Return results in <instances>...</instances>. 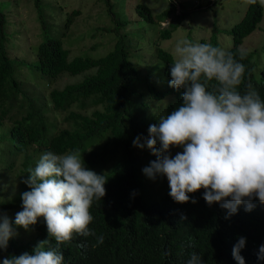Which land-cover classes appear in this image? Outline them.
Here are the masks:
<instances>
[{
  "label": "trees",
  "instance_id": "obj_1",
  "mask_svg": "<svg viewBox=\"0 0 264 264\" xmlns=\"http://www.w3.org/2000/svg\"><path fill=\"white\" fill-rule=\"evenodd\" d=\"M35 4L43 27L42 38L46 26L42 13L44 6L42 0H35ZM9 6L0 3V128L7 122L14 127L9 133L0 135V141L7 143L9 154L22 159L24 177L14 199L0 202V209L22 211L21 196L30 191L23 181L44 152L64 154L78 149L85 166L90 169L103 168L108 160H120L105 175L108 179L106 195L101 201L94 200L90 208L93 221L89 228L95 236L74 234L71 241L59 246L52 241L51 247L62 253L64 264H187L192 253L200 255L203 264H237L232 251L240 238L245 239L240 251L245 264H264V259H258L261 255L259 249L264 246V204L258 199L251 201L255 205L251 212H246L241 205L235 215L225 219L227 211L218 203L209 206L203 199V189L189 194L188 203L178 204L169 195L166 177H160L163 182L159 183L158 192L154 187L144 185L149 178L139 168V161L143 159L146 167L149 158L155 160L156 157L146 148L134 147L133 140L137 136L148 137L149 125L157 123L163 116L159 113L163 106L166 107V116L177 108L178 103L179 106L183 103V89L169 87L172 54L158 47L156 61L159 59L160 62L154 65L150 59V66L144 67L145 64L130 59L131 54L136 56L140 51V39L132 33H125L120 38L116 35L104 54L100 52V45H95L78 55L75 52L71 57L74 44L70 42L75 39L69 29L81 14V10H73L65 22L66 32L58 36L45 32L44 40L35 50L37 62L28 65L10 54V40L15 36L8 31L12 22L9 21ZM136 10L140 20L152 25L172 19L176 12L172 4L157 17L145 5H138ZM263 16L260 0H251L244 16L231 30L233 44L226 52L239 60L237 50L258 29ZM171 22L169 28L159 31L154 44L172 38L179 23ZM118 26V31L127 28L125 23H118ZM67 32L70 33L67 40L69 50L64 43ZM218 33L220 30L214 27L210 39L201 43L219 47ZM91 36L78 37L80 40L75 46L78 48ZM245 52L247 55L239 61L246 69L240 91H246L247 85L251 84L264 101V61L259 73L252 53ZM156 65L161 66V73L154 71ZM28 67L37 70L41 79L51 84L62 77H79L81 80L62 89H53L41 107L38 106L39 96H27L23 92L21 78L25 70L21 76L18 72ZM162 75L167 79L165 84L159 81ZM214 83L210 82L209 90ZM170 99L177 105L169 104ZM156 104L157 111L153 113ZM13 105H18L26 115H11ZM47 106L58 115L65 113L61 122L49 117ZM59 124L64 127L58 129ZM55 125L57 128L53 132L51 127ZM174 149L182 148L172 147L171 152ZM36 155L39 156L37 159ZM13 168L11 165L7 170ZM6 174L0 173V177L4 178ZM192 200L196 203L193 204ZM16 232L7 249L0 250V264L5 257L32 253L38 242L49 239L43 218L29 231L22 232L17 228ZM101 235L104 242L97 245V237ZM81 244L86 247H80Z\"/></svg>",
  "mask_w": 264,
  "mask_h": 264
},
{
  "label": "clouds",
  "instance_id": "obj_2",
  "mask_svg": "<svg viewBox=\"0 0 264 264\" xmlns=\"http://www.w3.org/2000/svg\"><path fill=\"white\" fill-rule=\"evenodd\" d=\"M237 51L239 60L210 43L178 40L172 49L169 87L183 89V103L149 125L148 137L133 140L134 147L146 148L156 157L142 169L143 174L153 181L166 177L174 202L188 203L189 194L203 189L209 206L218 203L227 211L225 219L241 205L251 212L253 199L264 204V101L251 84L240 91L246 69L239 61L247 53ZM172 147L183 150L172 156ZM107 180L85 166L78 149L64 154L44 152L23 181L30 191L21 196L22 211L3 210L11 219L0 213V250L7 249L17 228L29 231L40 218L49 239L38 242L32 253L3 258L2 264H64L62 253L51 247L52 241L59 246L74 234L95 236L89 228L93 221L90 208L94 200L101 201L106 195ZM103 242L102 235L97 237V245ZM244 245L245 239L240 238L233 248L237 264H245L240 255ZM259 252L258 259H264V246ZM187 264H203L202 257L192 253Z\"/></svg>",
  "mask_w": 264,
  "mask_h": 264
},
{
  "label": "rangeland",
  "instance_id": "obj_3",
  "mask_svg": "<svg viewBox=\"0 0 264 264\" xmlns=\"http://www.w3.org/2000/svg\"><path fill=\"white\" fill-rule=\"evenodd\" d=\"M250 1L251 0H42L44 6L42 13L44 14L46 24L42 38L41 30L43 27L39 22V12L35 0H0V3L10 5L8 15L9 21L11 20L12 22L8 26V31H10L12 36H15L10 40V54L14 59L20 60V62H27L28 65L35 64L37 62L35 50L39 43H42L44 40V33L48 32L49 34L58 36L66 32L65 22L69 14L73 10H81V14L75 19V25L69 29V32L71 30V34H69L72 35V39H75L70 42L74 44L70 53L71 57H74L75 52L76 55H78L80 52L90 50L95 45H100V52L104 54L116 35L120 38L122 34L132 33L135 37L140 39L138 41L140 51L138 50L139 52L136 56L134 53L131 54L130 59L131 61L135 60L138 64H145L144 67H148L150 66L149 63H151V60L154 65L160 62L159 59L156 61V50L158 47L172 54V49L178 40L188 39L194 44L201 43L202 40L210 39L214 27H218L220 30V33L217 35L219 47L227 51L233 44L231 30L244 16ZM171 4L175 6L176 12L172 15V19L169 18L165 22L160 23V25H152L143 22V20L139 19L136 10L138 5H145L150 9L152 14L157 17ZM260 4L263 7L264 15V0H260ZM172 20L173 22H177V24L179 23L178 26H176V31L173 33L172 38L165 41L161 40L159 44H154L153 40L157 39L159 31L169 28ZM118 23H125L127 28L118 31ZM69 34L66 35L67 38H64V43L68 50L67 40L70 39L68 38ZM86 34L92 36L86 38L77 48V43H79L80 40L78 37L86 36ZM126 40H129L128 36H126ZM132 40L134 42L136 41L134 37H132ZM228 44H230L229 47H227ZM241 49L252 53L253 62L258 66L260 73L262 68L261 64L264 61V16L258 29L245 40ZM156 66L158 67L154 68V71L161 73V66ZM28 68H21L18 72L21 76L24 75L22 71L25 70V75L21 78L23 92H25L27 96L35 94L39 96L40 101L38 102V106L41 107L45 104L44 98L46 96L48 97L53 89H62L66 85L74 84L81 80L79 77H62L51 84L44 79L42 80L37 70ZM159 81L165 84L167 79L162 75V79ZM21 98H19V100H21ZM167 102L177 105V103L171 99ZM156 106L157 104L152 111L153 113L157 111ZM49 107L50 106H47L49 117L56 118L58 123L61 122L65 113H60V115H58L54 113L53 110H49ZM159 113L165 116L166 107L163 106ZM16 114L25 116L26 112L22 111L18 105H13L11 115ZM60 124L58 129L64 127V125ZM12 127L13 124L7 122L5 128H0V135L9 132ZM56 128L57 125L51 127L53 132H55ZM6 147L7 143H0V173H7L4 178L0 177V202L14 199V195L17 194L18 191L19 183H21L24 177L22 173L24 170L22 167V159L20 157H13L14 155L9 154ZM182 150L183 149H174L173 152L170 151V154L175 156L177 152H181ZM38 157L37 155L35 156L36 159ZM119 160L118 158H115V160H108L103 168L96 166L91 170L100 175H106L107 171H111ZM152 160L153 158H149V163ZM11 165H14V168L12 170H7V167ZM144 167L143 159H140L139 168L143 169ZM101 168L103 171H101ZM149 181L151 183H149ZM160 182H163V178L157 177L155 181L147 179L144 185L150 188L154 187L158 192ZM17 212L19 211L13 212L12 217H15ZM0 213L8 214V212H3L1 209ZM7 216L11 219L9 215ZM14 237L15 236L11 239Z\"/></svg>",
  "mask_w": 264,
  "mask_h": 264
}]
</instances>
